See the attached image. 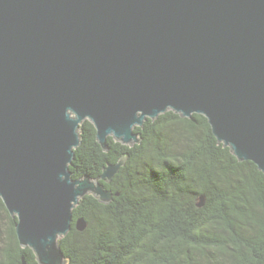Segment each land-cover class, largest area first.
<instances>
[{
	"label": "water",
	"instance_id": "95a60500",
	"mask_svg": "<svg viewBox=\"0 0 264 264\" xmlns=\"http://www.w3.org/2000/svg\"><path fill=\"white\" fill-rule=\"evenodd\" d=\"M170 110L264 172V0H0V198L39 264L67 263L73 210L127 162L74 179L83 122L109 151Z\"/></svg>",
	"mask_w": 264,
	"mask_h": 264
},
{
	"label": "trees",
	"instance_id": "16d2710c",
	"mask_svg": "<svg viewBox=\"0 0 264 264\" xmlns=\"http://www.w3.org/2000/svg\"><path fill=\"white\" fill-rule=\"evenodd\" d=\"M135 132L138 144L110 136L105 151L94 124L81 125L74 179H96L108 163L128 158L103 182L114 194L110 204L89 195L73 210V228L59 240L66 264H264V172L238 160L200 114L170 110ZM3 216L9 226L0 264H39L21 247L18 219L0 198ZM82 217L87 228L79 232Z\"/></svg>",
	"mask_w": 264,
	"mask_h": 264
},
{
	"label": "rangeland",
	"instance_id": "374dc122",
	"mask_svg": "<svg viewBox=\"0 0 264 264\" xmlns=\"http://www.w3.org/2000/svg\"><path fill=\"white\" fill-rule=\"evenodd\" d=\"M8 220L5 216L0 218V236L2 237V239L0 240V261L4 260V254H3V248L6 245L7 242V236H8Z\"/></svg>",
	"mask_w": 264,
	"mask_h": 264
}]
</instances>
